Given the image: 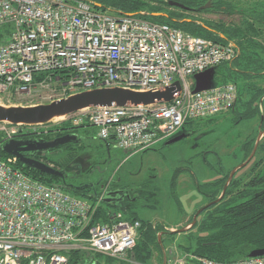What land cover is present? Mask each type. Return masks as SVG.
<instances>
[{
  "label": "built area",
  "instance_id": "1",
  "mask_svg": "<svg viewBox=\"0 0 264 264\" xmlns=\"http://www.w3.org/2000/svg\"><path fill=\"white\" fill-rule=\"evenodd\" d=\"M236 54L232 42L194 34L144 13L116 14L89 0H0V100L47 88L48 100L101 86L146 91L179 79L171 101L88 106L46 123L0 121V143L21 130L46 133L61 121L98 126V134L139 151L180 130L187 120L231 108L235 81L193 91L194 74ZM47 100V101H48ZM12 154L0 156V264H68L78 248L123 258L140 235L139 219L108 211L93 219L94 200L26 173ZM165 264H264V255L223 261L170 251Z\"/></svg>",
  "mask_w": 264,
  "mask_h": 264
},
{
  "label": "rangeland",
  "instance_id": "2",
  "mask_svg": "<svg viewBox=\"0 0 264 264\" xmlns=\"http://www.w3.org/2000/svg\"><path fill=\"white\" fill-rule=\"evenodd\" d=\"M257 14L262 16L260 13ZM201 15L202 18H215V22L220 20L242 23L243 21L238 13L212 15V12L203 11ZM260 25L261 23L258 21L257 26ZM258 56H264V50H260ZM237 59L241 62L243 56ZM231 61L222 63L220 69L226 72V77L231 78L242 89V95L234 105V110L228 109L211 114L206 119L198 122L196 120L191 121L190 124L197 123L187 128L188 131L193 132L191 135L166 143L169 136L157 141L153 146L139 151L125 150L115 145L113 141H110L108 146L106 140L99 136L98 126L94 124L80 125L77 130L82 136L81 141L72 142V147L80 150L79 155L73 162L79 163L81 170L77 171V174L68 175L67 179L75 184L90 181L96 183L97 186L102 183L108 186V184L118 180L136 185L140 181H146V193L137 201V205L143 204L139 208V215L145 220L159 222L168 229L182 226V224L184 226L185 221L196 212L197 207L205 202L204 196L199 190V185L222 176L218 167L221 164L220 161H223V165L227 167V169L225 168L226 171L228 168L232 170L242 163L239 161L243 156L242 145L249 138L254 135L257 136L259 131L257 130V112L253 113L251 117L242 118L241 111L249 106H252V110H255L257 103L261 101V92H264V79L263 77H257V80H255L253 77L255 74L253 73L249 75L231 69ZM232 63L234 66L236 64L235 60ZM250 68L254 67L251 66ZM47 90V88H37L31 94H12L10 96L6 92L5 97H8L9 101L4 102V104L29 105L47 102L50 98L46 94ZM208 147L216 152L218 158L216 155L209 153L206 157L207 163H203L198 157L201 156V151ZM70 149L67 147L57 148L47 153L50 158L59 159L68 155ZM261 154L262 152L255 150L252 157L256 160ZM68 157L71 158L70 155ZM251 164L241 170L238 169L237 173L243 174L250 168ZM92 165V169L88 171V168ZM188 168L194 171L195 175L192 179L188 173L186 174ZM149 196L153 197L148 200ZM194 230L195 228L191 231L194 232ZM185 231L161 232L167 256L171 254L170 251L175 254L182 250L183 245L191 243L186 237ZM152 247L153 254L149 258ZM135 251L137 258L146 263L133 259L129 254L130 252H128L123 258L114 257L116 259L114 264H118L120 261H126L130 264H160L159 251L155 246L140 245ZM92 254L96 261L93 260L91 264H98V261L102 264L108 263L107 254L97 252H92Z\"/></svg>",
  "mask_w": 264,
  "mask_h": 264
},
{
  "label": "trees",
  "instance_id": "3",
  "mask_svg": "<svg viewBox=\"0 0 264 264\" xmlns=\"http://www.w3.org/2000/svg\"><path fill=\"white\" fill-rule=\"evenodd\" d=\"M102 1L104 2V0ZM160 1L166 2V0ZM180 1L187 4L188 7H193L195 10L198 11L218 9L222 10V8H224V13L226 15L238 13L241 15L243 21L242 23L233 22L232 26H229L224 21L220 20L214 23H210L209 21L205 22V24L215 28L210 29L205 25L197 24L194 20H172L155 14L149 15V18L159 21H167L194 34L203 35L222 43H226L229 40L233 39L235 40V42L238 41L237 44L239 48L240 36L245 35L249 32L251 33L252 30L249 28L255 26L257 24L256 22H264V14L261 11L255 10L257 8L256 6L264 4V1L262 0H252L251 3L249 2L247 3V5H244L245 3L241 0H212L214 3L212 7L210 6L206 8H201V5L204 4L207 0ZM147 3V0H106V3H102L101 5L95 6L102 9L107 8L108 10L116 14H125L129 12H135V10L145 7ZM245 9H250V11L245 14L243 12ZM257 12L262 14V16L258 15ZM221 33H224L226 36H222ZM254 47L257 48V59L253 58V54H251L249 51L254 49ZM245 48L247 49L244 52L242 49ZM260 50H264V45L258 44L254 41H243L241 42L239 55L235 56L232 61L234 59L236 60L237 58L242 57L241 55L244 53L247 54L248 56H243L242 60L246 61V67L243 69L241 68V71L244 74L248 73L249 75H251L252 73L256 75L258 73L257 75L262 76L264 79V67H262V63L260 62V59L263 58L261 56H258V52H260ZM232 61L230 62V66L231 69L235 70V66H233ZM256 61L257 66L256 64H253V62ZM221 65L222 63L215 66V83L233 81L231 78L226 77V72L221 71ZM251 66H253L255 69L250 68ZM255 70L257 71L255 72ZM261 95V101L260 103H257L255 110H252V106H249L245 107L244 110L241 111L242 118L251 117L253 113L257 112V130H264V92H261ZM65 126L78 127L80 125H74L71 123V121L64 120L59 124L55 125L46 133H36L32 131L21 130L17 133V135L37 134L39 135V137H48L49 133L59 130ZM255 139L256 135L244 142L243 147L245 150L241 161L245 160L250 154L254 146ZM110 141L111 140L106 139L108 146ZM60 148H62V146ZM67 148H71L69 150V154L59 159L50 158L47 152L39 153L38 155H36L37 158L42 159L54 165L55 167L64 170V178L49 174L47 172H43L37 168L24 164L20 160H18V165L26 173L37 179H40L46 183H58L63 188L69 190L75 195L81 197L86 196L85 198L94 200L98 195L97 191L99 189L96 183L90 181H82L80 183L75 184L71 183L67 179L68 175L77 174L81 170L79 166L80 164L77 162H73V160H75L79 155L80 150L76 149L75 147H72V143H70ZM256 151L262 152L258 159L254 160L252 157L245 165L241 167V169H243L245 166L252 163L250 165V168L243 174H239L237 173V171L231 178L225 191V196H229V202L224 203L217 202L216 200L212 201V203L208 205L206 209H204L198 214L195 223L192 224L191 227L186 230V237L193 244L187 243L183 245L184 249L191 250L198 254H202L217 260L230 261L246 257L253 248L264 246V135L259 141ZM7 154L8 153L2 149L0 143V156H5ZM69 155L71 158L68 157ZM92 167L93 165L88 168V171H90ZM230 170L231 169H229L222 176L216 177L213 181L205 182L202 185H199V190L204 195H206V197H217L229 176ZM152 197L153 196H149L148 200ZM110 210L122 211L123 214L126 215H124L126 218L139 219L141 221V225L139 228V232L141 235H139L135 246L131 249V251H129L131 257H133V259L135 260L140 261L141 263H146L145 261H141L137 258L135 251L136 248L140 245H146L149 247L155 246L159 251V259L161 264L163 259V253L158 240V233L163 228L162 224L156 223L157 226L154 227L152 221L143 219L139 215V213L128 212L127 208H125L124 206L112 207L109 202H103L99 206L97 213L93 219V222L108 220L110 215L108 211ZM192 219L193 215L189 217L188 222H191ZM193 228H195L194 232L191 231ZM166 232L173 233L169 230H163V233ZM152 254L153 247L150 250L149 258L152 256ZM92 256L94 257L92 252L73 248L68 252V264H91L93 260L96 261V259ZM115 260L116 259L114 257L108 256L107 264H114ZM98 262V264H102L100 261ZM118 264L130 263H126V261H120V263Z\"/></svg>",
  "mask_w": 264,
  "mask_h": 264
},
{
  "label": "water",
  "instance_id": "4",
  "mask_svg": "<svg viewBox=\"0 0 264 264\" xmlns=\"http://www.w3.org/2000/svg\"><path fill=\"white\" fill-rule=\"evenodd\" d=\"M170 4H176L181 7H188L183 2L177 0H168ZM212 0H207L201 5V8H206L211 5ZM132 14H139L140 12H129ZM215 73L216 67H209L203 71L196 72L194 74L195 86L193 91H200L202 89H207L215 85ZM181 83L179 79L174 80L173 83L167 85L163 89H152L146 91L135 90L132 88L122 87V86H101L91 89L80 90L76 92L69 93L67 96L54 98L48 100L47 102H38L35 104H10L6 105L5 100H0V121H8L11 123H21V124H36V123H46L55 118L66 115L77 109H81L88 106H99V105H110L113 103L123 105L126 103H152L156 100L171 101L174 97V93L180 90ZM179 132V131H178ZM171 135L166 143L174 142L182 138L186 133H178ZM264 133L263 129H260L258 135L256 136L254 146L247 156V158L242 161L237 167L232 169L229 176L223 186L221 195L225 192L226 187L232 178L234 172L240 166L245 165L255 153L259 140ZM81 140V136L77 133H64L59 136L53 137L51 139H46L44 137H12L1 142L2 149L8 154H12L18 157V159L31 167L37 168L43 172L49 174L65 177L64 170L55 167L54 165L39 159L36 157L38 152L44 153L45 151L53 148L59 147L64 143L68 142H78ZM38 155V154H37ZM219 198V197H218ZM217 198V199H218ZM106 200H109L106 198ZM211 202L199 207L193 214L192 221L184 226L176 228H167V230L185 231L190 228L192 224L195 223L198 214L201 210L208 206ZM158 240L162 248L163 259L161 264H165L167 261V252L162 242L161 232L158 233ZM264 255V246L253 248L248 256Z\"/></svg>",
  "mask_w": 264,
  "mask_h": 264
},
{
  "label": "flooded vegetation",
  "instance_id": "5",
  "mask_svg": "<svg viewBox=\"0 0 264 264\" xmlns=\"http://www.w3.org/2000/svg\"><path fill=\"white\" fill-rule=\"evenodd\" d=\"M89 1H91L94 5H101L102 3H104L102 0H89ZM177 1H180V0H177ZM241 1H243V0H241ZM147 2L148 3H147V5L145 7L139 8V9L135 10V12L138 11V12L144 13V16H146V17H149V15H151V14H155V15H159L161 17H165V18H168V19H172V20H179V21H184V20L185 21L186 20L187 21H190V20H194L197 24L205 25L206 27H208L210 29H215L214 27L205 24V22L209 21L210 23H214L215 22L214 20H216V19L215 18H212V17L211 18H202L203 16L201 15V13H203V11L195 10L193 7H187V8H185V7H181L179 5H176V4H170L168 0H166L167 3L165 1H160V0H147ZM105 3H106V1H105ZM213 4L214 3L212 1L211 2V5H209L208 7H210V6L212 7ZM208 12H212V15H215V14L216 15H223V14H225L224 13V8H222V10H219V9L218 10H208ZM225 23L228 24L229 26H232L233 21H229V22H225ZM221 35L222 36H226L224 33H221ZM228 42H232L234 44L235 50H236L235 56H238L239 53H240V48H239L238 44L235 43V40H233V39L232 40H229ZM234 107L235 106L233 105L229 109L234 110L235 109ZM206 117H208V116H205V117H202V118H197V119H192V120H187L183 124V126L180 128V130H179L178 133L179 134L182 133V132L186 133V135H184V136L191 135L193 132L188 131L189 129H187V128H190V126H192L194 124L196 125L197 123L196 122L194 124H190V123H192L194 120H196L198 122L200 120L206 119ZM188 123H189V125H188ZM68 132L77 133L78 136L81 135L78 132L77 127L65 126V127H62L59 130H56V131H54L52 133H49L48 134V137H44V138L51 139L53 137H56V136H59L61 134L68 133ZM263 135H264V133L262 134V136ZM262 136H261V138H262ZM16 137H19V138L39 137V135H37V134H28V135H17ZM40 137H43V136H40ZM261 138H260V140H261ZM70 143H72V142L64 143L61 146H62V148L67 147ZM61 146H59V147H53V148H51V149H49V150H47L45 152L54 151L55 149L60 148ZM244 150L245 149H244V147L242 145V153H243V155H244ZM39 153L40 152H38L37 154H39ZM209 153H212L213 155H216V152H214L213 149H211L210 147H208L205 150L201 151V156H199L198 158H200L203 163L204 162L207 163L206 162L207 161V158L206 157H208ZM219 156H220V154H219ZM217 158H218V156H217ZM241 160H242V158L239 161H241ZM220 163L221 164L218 167H219V170L221 172V175H223L230 168H228V170L226 171L225 168L227 169V167H225L223 165V161L222 162L220 161ZM241 167L242 166H240L239 168H237V170L234 173H236L238 171V169L241 170ZM186 171H187L186 174L188 173V175L191 177V179H192V177L194 178V175L195 174H194V171L193 170H191L190 168H188V169H186ZM224 171H226V172H224ZM211 181H213V180H211ZM145 183H146V181H140V183H138L137 185L136 184H132V183L131 184H127V183H124V182H120L118 180V181H115L114 183L108 184V186H106V184H103L102 183L100 186H97L99 188L97 192L99 194L100 192H102L104 190V187L106 186V188L104 190V193H103V196H102V200H101L102 202H101V204L103 202H105V203L106 202H109L112 205V207H121V206H124L125 208H127L128 212H137V213H139L138 212L139 211V208L143 204L137 205V201L140 199V197H143L145 195V193H146V189L147 188H145ZM221 192H222V190H221ZM221 192L215 198L206 197V195H204L201 192L202 195L204 196V200H205V202H204L203 205H205L208 202H211L212 203V201H214V200H216L217 202H224V203L229 202V196H225V192L221 195ZM106 198H108L109 200H106ZM203 205H199V207H201ZM199 207H197V208H199ZM206 208H207V206L204 207L201 210V212L204 209H206ZM156 223L158 224L159 222L153 221V226L154 227L157 226ZM189 223L190 222H188V219H187V221H185V225H187ZM182 226H183V224H182ZM162 227L163 228H162V230H160V232H163V230H167V228L163 224H162Z\"/></svg>",
  "mask_w": 264,
  "mask_h": 264
},
{
  "label": "crops",
  "instance_id": "6",
  "mask_svg": "<svg viewBox=\"0 0 264 264\" xmlns=\"http://www.w3.org/2000/svg\"><path fill=\"white\" fill-rule=\"evenodd\" d=\"M251 1L252 0H243V2L245 3L244 5H247V3H251ZM262 1H264V0H262ZM257 8L255 9V10H257V11H261L263 14H264V4L263 5H260V6H256ZM259 7H260V9H259ZM250 11V9H245L243 12L246 14V13H248ZM257 13H259V12H257ZM257 23V22H256ZM249 29H251L252 30V32L250 33H247V34H245V35H241L240 36V40H239V42H240V48H241V42H243V41H254V42H257L258 44H262V45H264V22H262L261 23V25L260 26H257V24L255 25V26H252V27H250ZM250 30V31H251ZM235 43H238V41L237 42H235ZM242 48H243V45H242ZM247 48H245V49H242L244 52H245V50H246ZM250 51V53L251 54H253V58H255V59H257V48L256 47H254V49H252V50H249ZM241 56H248L247 54H242ZM263 59H260V62L262 63V67H264V56H261ZM235 60V59H234ZM233 60V61H234ZM235 62H236V64H234V66H235V70H237V71H239V72H241V68L243 69V68H245L246 67V61H241V62H239L238 61V59H236L235 60ZM254 63H256V66H257V61L256 62H253V64ZM233 64V63H232ZM254 78H255V80H257V77H262V76H260V75H258L257 76V74L256 75H254L253 76ZM238 85V84H237ZM238 90H239V92H238V98H237V101H236V103L238 102V100L240 99L239 98V95L241 96L242 95V89H240L239 88V86H238ZM5 101H9V100H5ZM180 227V226H179ZM186 232V231H185ZM141 235V234H140ZM184 251H191V250H187V249H184V248H182V250L181 251H179V253H181V252H184Z\"/></svg>",
  "mask_w": 264,
  "mask_h": 264
}]
</instances>
